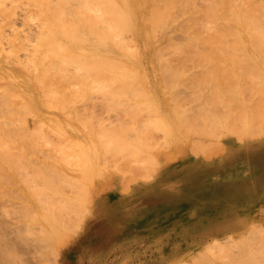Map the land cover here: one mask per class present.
Returning a JSON list of instances; mask_svg holds the SVG:
<instances>
[{
    "label": "rangeland",
    "instance_id": "rangeland-1",
    "mask_svg": "<svg viewBox=\"0 0 264 264\" xmlns=\"http://www.w3.org/2000/svg\"><path fill=\"white\" fill-rule=\"evenodd\" d=\"M37 1L42 4H37ZM52 1L55 0H21V3L17 0L16 5L13 0H6L5 4L11 5L14 2L19 12L26 13L30 10L37 15V21L30 19L31 21L25 23L23 18L17 24H20L17 27L21 28L22 36L32 34L35 37L34 30L37 32L40 29L47 15L43 14L39 4L51 11L49 9ZM89 1L91 14L100 12L98 5H118L117 0ZM194 1L203 4L205 0ZM73 2L74 0H71V5ZM183 3L184 0H177V8L172 11V17L168 18L166 15L161 18L165 25L155 27V42L163 48L164 44L167 47V39L171 36L174 39H178L180 35L184 36L185 30L181 28L187 21L185 16L188 12L183 8ZM165 6L166 1H162L160 8L163 10ZM142 7L146 13H151V2H144ZM112 20L116 23V16H113ZM2 22L0 20V25L8 34H4L2 39L0 36V217L21 215L25 211L24 206L21 207L20 204L25 201L24 194L34 197L33 187L44 181L42 185L45 184L49 195L55 192L56 188L58 191L62 190V194L65 192V195L80 194L87 188L92 191L90 210L85 214L84 227L80 232L65 235L66 241H63L59 248V264H148L153 260L156 261L155 264H167L178 255L204 247L205 244L190 247L192 243L187 241V236L192 232L187 230L186 224L190 219L196 218L189 215V212L195 209V200L168 199V195H165V185L170 182V175L178 176L184 171L177 166L182 165L183 161L208 160L225 155V139L229 128L236 124L241 132L246 128V125L238 120L239 117L243 116L244 119L246 116L259 121L264 107V79L260 80V76L264 75V51L261 56L258 54V57H253L256 58V63L252 64L248 63V59L253 61V58L245 56L248 55L246 51L180 52L166 51L165 47V51L155 52L151 46L146 48L143 32L139 36L135 31L123 29L134 40L129 39L139 41L145 50L142 51L141 57L146 67L138 71L142 75L138 76L135 69L123 68L116 64L118 67L115 70L119 74L116 79L111 80L105 72L102 77L101 70L93 76L94 71L100 67L92 63V58L84 60L83 65L70 64L67 65L68 68H49L50 61H58L54 51H39L37 54L32 51H8L9 36L13 38L15 33L9 23L4 25ZM179 22L180 28L176 27ZM181 22L184 23L181 25ZM23 28L28 30L27 33ZM7 29H10V32ZM32 35L29 36L33 37ZM79 52L71 51L69 55ZM230 53H233L234 57ZM180 57H186V60ZM245 57H249L248 62H245ZM215 58L221 61L216 62ZM257 62L260 65L259 70L263 71L262 74L259 72V76L258 71L255 72L258 68L252 66ZM251 73H254V76ZM250 75L253 83L250 82ZM71 76L75 78L71 79ZM53 86L56 87L55 92L50 91L54 89ZM179 106L182 111H177L181 110ZM165 116L180 132L169 134L161 122ZM226 117L230 124L228 128L224 126L227 124ZM186 118L191 121L186 122ZM186 125L194 128V133H190L189 138L186 136L190 128L188 130ZM198 126L202 129L197 130ZM119 127L126 128L124 134L132 139L144 138L147 146L142 154L144 157H151L155 150L157 158L161 161V166L159 165L150 181L132 182L131 177H127L126 182L130 187L127 191L123 189L122 177L124 171L129 173L131 170L127 166L129 164L127 167H116L115 164L124 162L121 161L123 158L125 162L129 161L130 151L123 149L106 152L104 149L107 131ZM141 130L142 132L137 133ZM186 130L189 131L187 135ZM178 133L180 140L165 149L164 146L170 143L169 139L177 137L175 135ZM183 135L185 136L182 137ZM199 137L214 141L211 158H196L188 152V156L183 159L166 161L165 155L169 151L180 150L187 144L191 147L192 140ZM235 140L233 138L230 142ZM156 146L162 148L156 149ZM224 155L218 159L225 158ZM175 164V169L171 168L170 165ZM171 169L174 171L171 172ZM184 172L186 173V170ZM166 173L167 176H164ZM51 183L58 187L52 188L54 185ZM60 193L56 195H62ZM37 196L38 194L35 195ZM249 203L253 204L249 200L237 199L236 209L242 211L243 207L240 208V205ZM169 208H172V211H168ZM164 209H168L167 213L179 212L182 209L188 212V215L183 217L171 216L172 219H182L184 222L182 227L172 226L171 241L163 239L164 231L161 227L164 225V216L159 213L163 214ZM154 212H157L155 219L161 222L154 224V230L151 232L152 226L148 223L152 221L148 218L152 219ZM259 217L255 215L249 220H255L251 226H264ZM203 219L208 220L205 217ZM248 232L245 230L235 234L241 239L226 251L228 253L221 256L218 254V257H215V253H210L211 258L196 264H264V232ZM209 236L207 234L205 238ZM215 236L211 238L226 235L224 233L222 236ZM164 244H172V247H163ZM181 244L186 246H180Z\"/></svg>",
    "mask_w": 264,
    "mask_h": 264
},
{
    "label": "bare ground",
    "instance_id": "bare-ground-1",
    "mask_svg": "<svg viewBox=\"0 0 264 264\" xmlns=\"http://www.w3.org/2000/svg\"><path fill=\"white\" fill-rule=\"evenodd\" d=\"M13 1L17 5V0ZM162 1H166V6L163 10L160 8ZM144 2L152 3V11L150 14L146 13L143 9L142 4ZM5 3L6 0H0V20L3 21L2 23L4 25L5 23H9L13 27L12 30L15 33L14 36L12 35L13 38L9 36V50L6 48L8 51H32L33 53L35 52L34 54H37L39 51H54L58 61H50L48 63L49 68H56L59 66L68 68L67 65L70 64L83 65L84 60L92 58V63L100 67L96 69V71L91 69L95 72L93 76L97 74L98 70H101L102 77L105 75V72L111 80L116 79V76L119 74L115 70L117 69L116 67H118L116 64H120L123 68L130 67L135 69L134 71L138 76H142L138 71L146 67L144 59L141 57L142 51L145 50L139 41L134 42V39L131 38L132 36L129 37L123 29L135 31L139 36L142 35L143 32L146 48L151 46L154 48L155 52L165 51V44L163 48L155 42V27L164 26L165 22H163L161 18H164L166 15L168 18L172 17V11L177 8V0H117L118 5L107 7L98 5L100 7V12L98 14H91L88 4L90 1L88 2V0H74L72 5L71 0H55L50 4L51 9L49 10L51 11H47V8H43L44 6L40 5L42 3L37 1V4L40 3L39 6H41L43 14L47 15L43 19L40 29L37 32L34 30L35 32L33 33H36L35 37L28 33L32 35L33 38L29 35L22 36L20 34L21 28L19 29L17 27L20 24H17L21 21L20 19L23 18L25 23L31 20L34 21L33 19H35L37 15L30 12V10L26 13L19 12L15 4L12 3L8 5ZM183 8L188 12L185 16L187 24L185 22L184 25V22H181V25L183 24L181 29L185 30H182L184 36L180 35L178 39L175 38L176 40L172 36H169L170 38L168 37L169 39H167L169 43L165 48L166 51H246L248 55L245 56L252 58L255 57V55L258 57L262 51H264V0H205L203 4H199L194 0H184ZM188 8L190 10H188ZM113 16H116V23L112 20ZM37 20L38 19H35V21ZM39 26L40 25H38V27ZM2 27L3 26L0 25L1 39L4 37V34H8V32L5 33ZM46 27L48 28L45 29ZM176 27H181L180 22ZM22 30L25 31L24 28ZM27 31L26 29L25 32L27 33ZM7 37L8 35L5 36L6 39ZM0 43L2 42L0 41ZM6 49L4 50L7 51ZM71 51L80 52L78 54L69 55ZM106 51H116L117 53L112 54ZM231 55L233 56V53ZM151 56L153 55L151 54ZM249 57H245V62L249 60V64L256 63L254 61L256 58H253V61H251ZM180 58L183 59L184 57ZM184 60H186V57ZM219 60V58H215L214 61L219 62ZM35 62H37V60H35ZM233 62H235V58ZM249 64L248 66L251 67ZM257 64H253L252 66L258 68L255 72L258 71L257 74L259 76L261 70H259L260 65L258 64V66ZM73 78L75 77L71 76V79ZM250 78V82L253 83L254 80L252 76ZM261 79H264V75L260 76V80ZM55 88L56 87L50 89V91L53 90L55 92ZM180 108L181 110L177 109V111H182V107ZM180 115L183 116V114ZM241 117H239L238 120H240L241 124H245L246 128L241 132L237 124L232 125L228 130L229 134L226 135V147L233 138L236 139L234 142H241L243 144L250 143L252 140H264V107L260 113L259 121H254L253 118L250 119L246 116L244 119L243 116ZM163 118L164 119L161 121L162 125L167 128L166 130L169 131V134H174L178 131L171 125L170 120L166 119V116ZM187 120H189V118L185 119L186 122H188ZM226 120L227 124H224V126L228 128L230 124L227 117ZM192 124H195V122H192ZM186 127L188 130L190 128V132L186 130V135L189 132L186 137L189 138V134L194 133V128L192 129V127H188L187 125ZM198 128L202 129L201 126H198L196 129L198 130ZM125 130L127 129L119 127L107 131L108 137L104 143L106 148L103 147L106 149V152L123 149L130 151L128 152L131 155L129 161L127 160L125 162L123 158L121 161L124 162L115 164L116 167L118 165L126 166L129 164L127 166L128 168L130 167L129 169L131 170L129 173H127L128 171H124L122 177L124 181L122 184L123 189L127 191L130 188L126 180L127 177H131L132 182L139 180L150 181L155 176V172L157 168H159V165L161 166V161L157 158L155 150H153L154 152L152 153L154 154H152L151 157H144L142 154L144 153V148L147 147L144 138L139 137L136 139V137L132 139L124 134ZM192 130L193 132H191ZM138 132H142V130L137 131V133ZM178 132H180V130ZM175 136L177 137L169 139L170 143L168 142L164 146L165 149L170 148L171 143L180 140L179 133ZM184 136L185 135L182 137ZM190 138L192 139V137ZM181 139L182 141L184 140L183 138ZM192 142L194 144L192 143L193 146L191 145V147L187 146V144L180 150L169 151V153L165 155L166 161L168 159H183L188 156L189 153H192L191 155L196 158H211L213 155L211 151L214 149L213 147L215 145L213 140H207L206 137H199L192 140ZM254 145L256 144H253L252 147ZM155 148L162 147L156 146ZM112 154L116 155L115 153ZM104 158L107 160L106 156H104ZM118 159H120V157H118ZM66 173L69 174L68 172ZM75 176L76 175H74V177ZM132 182H130V184ZM43 183L38 185L35 183L37 186L33 187L35 190L33 191L34 197L24 194L25 201L22 203L20 202V204L21 207L24 206L23 208H25V211L22 212L21 215L16 214L19 216L14 215L10 218L4 216L0 217V260L2 264H59V248L60 244L64 241L65 235L80 232L84 227L85 214L90 210L92 191L86 187L87 189H83L80 194L72 191L76 193L73 195L70 191L69 193L71 195H68V193L65 195V192L62 194V190L59 189L61 193L57 190V185L55 187V185L51 183L54 185L52 188H56L57 191L54 190L56 193L53 192L51 196L47 193L44 187L45 184L42 185ZM47 184L50 186L49 182ZM40 185L43 187L40 188ZM52 188L50 189L52 190ZM58 193L62 195H56ZM36 194H38V198L35 197ZM20 195L23 197L22 194ZM21 200H23V198H21ZM152 210H154V208H152ZM260 210L262 215L258 214L260 216L259 219H262L264 223V205L261 206ZM235 213V218L232 217L236 225L234 230L238 232L248 230V233L264 232V226H251L255 221H249L253 218L251 213H245V211L242 212L239 209H236ZM156 214L157 212L153 213L152 219L154 216L156 217ZM232 224L230 225L231 227ZM217 226L219 227V225ZM234 230H232L233 232H224L226 235L224 237H216V235V238L213 237L204 243V247L194 249L193 252H186L181 256L178 255L173 260L170 259L167 264H196L204 259H208L211 256L210 253H213V255L216 254L217 256L215 257H218V254L221 256L228 253L226 251L237 244L241 239L239 236L235 235L238 232ZM204 239L205 235L200 238V241Z\"/></svg>",
    "mask_w": 264,
    "mask_h": 264
},
{
    "label": "crops",
    "instance_id": "crops-1",
    "mask_svg": "<svg viewBox=\"0 0 264 264\" xmlns=\"http://www.w3.org/2000/svg\"><path fill=\"white\" fill-rule=\"evenodd\" d=\"M260 141L245 144L230 142L227 144L226 154H223L225 158L218 159L223 156L219 155L213 159H189L183 161L182 165H170L174 169L177 165L181 170H186V173L183 171L178 176L168 177L170 182H166L165 195H168V199L171 200H195L196 203L194 211L189 212L190 216H196V218L190 219L186 224L187 230L192 232L187 236V241L192 243L190 247L204 244L214 235L222 236L224 232L234 230L236 225L233 218L236 214L237 199L253 202L245 206L240 205V208L243 207L241 209L243 212L251 213L253 216L259 214L258 211L264 205V140ZM253 144L256 145L252 147ZM167 210L164 209L163 214L159 213V215L164 216V225L161 227L164 231L163 239L171 241L172 226L182 227L184 223L182 219H172L171 216L183 217L188 215V212L182 209L179 212L167 213ZM168 211H172V208ZM166 216L169 218H165ZM203 217L208 220L204 221ZM148 219L152 221V223L149 222L152 232L154 224H159L161 220L151 219V217ZM207 234L210 236L201 242L200 238ZM166 246L172 247V244L163 245V247ZM180 246L186 245L181 244ZM155 263V260L148 262V264Z\"/></svg>",
    "mask_w": 264,
    "mask_h": 264
}]
</instances>
